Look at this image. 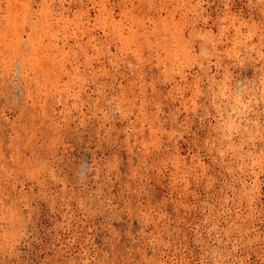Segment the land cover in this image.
Segmentation results:
<instances>
[{
    "label": "rangeland",
    "instance_id": "374dc122",
    "mask_svg": "<svg viewBox=\"0 0 264 264\" xmlns=\"http://www.w3.org/2000/svg\"><path fill=\"white\" fill-rule=\"evenodd\" d=\"M0 264H264V0H0Z\"/></svg>",
    "mask_w": 264,
    "mask_h": 264
}]
</instances>
